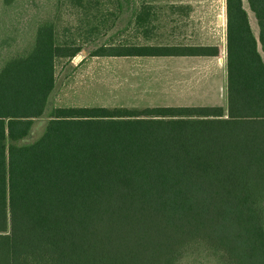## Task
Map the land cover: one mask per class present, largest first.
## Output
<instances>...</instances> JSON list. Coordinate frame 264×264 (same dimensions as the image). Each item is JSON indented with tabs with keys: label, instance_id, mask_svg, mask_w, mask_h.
<instances>
[{
	"label": "trees",
	"instance_id": "16d2710c",
	"mask_svg": "<svg viewBox=\"0 0 264 264\" xmlns=\"http://www.w3.org/2000/svg\"><path fill=\"white\" fill-rule=\"evenodd\" d=\"M118 1L58 0L80 16L76 34L42 20L29 47L0 66V264H180L192 253L264 264V0H225L226 107L46 112L56 63L105 30ZM148 9L142 0L132 13L144 39ZM217 55L138 44L89 54Z\"/></svg>",
	"mask_w": 264,
	"mask_h": 264
},
{
	"label": "rangeland",
	"instance_id": "374dc122",
	"mask_svg": "<svg viewBox=\"0 0 264 264\" xmlns=\"http://www.w3.org/2000/svg\"><path fill=\"white\" fill-rule=\"evenodd\" d=\"M141 1L119 0L116 7L109 6L108 11L115 15L110 16L106 29L82 39L83 50L73 60L56 63L55 87L46 112L56 107L143 109L212 104L226 107L224 71H215L216 61L89 56L103 45L188 46L208 43L210 31L206 23L225 16V0H145L151 3V11L157 8L155 16L158 14V19L162 20L148 26V39H144L141 31L137 34L132 24V13L139 8ZM244 7L248 10L246 2ZM79 18L72 8L59 4L58 0H13L10 5L0 0V66L6 58L23 53L29 47L40 21L53 20L60 32L68 27L76 34L74 26ZM165 18L178 19L179 22L172 25L165 23ZM249 22L257 36L256 20L250 12ZM222 58L226 59V51ZM262 58L264 62V54ZM46 121L45 115L34 122L31 140L40 136ZM180 264L218 262L204 253H192L187 254Z\"/></svg>",
	"mask_w": 264,
	"mask_h": 264
},
{
	"label": "crops",
	"instance_id": "0c3cea01",
	"mask_svg": "<svg viewBox=\"0 0 264 264\" xmlns=\"http://www.w3.org/2000/svg\"><path fill=\"white\" fill-rule=\"evenodd\" d=\"M146 4L149 6L151 3L146 2ZM151 9V8H150ZM148 9V10H150ZM156 9V11H155ZM214 11V10H210ZM154 12V13H153ZM157 12V8H152V11L150 10V13L153 15L151 18V24L153 25L157 21H161V19H158V14L155 16V13ZM176 15V14H175ZM178 17V16H175ZM133 21V18H132ZM166 22H169V24L172 25H177L179 20L178 19H173V18H168L163 20ZM188 22V21H186ZM133 23V22H132ZM161 23V22H160ZM206 26H208V30L210 31V34L207 36V41L208 43H201L200 45H188L192 47H215L218 50V55L216 57H162V58H167V59H181V58H186V59H194V60H200L202 59H208L213 61L218 62L217 66L215 67V71L217 73H222L224 71V76L223 79L226 81V59L223 60L222 58V53L226 51V22H225V16H219L217 17V20L215 22L210 21L209 23H206ZM198 28V27H197ZM225 48V49H224ZM225 54V53H224ZM225 57V56H224ZM204 106H219L218 104H212V105H204ZM175 107H181V106H175Z\"/></svg>",
	"mask_w": 264,
	"mask_h": 264
}]
</instances>
